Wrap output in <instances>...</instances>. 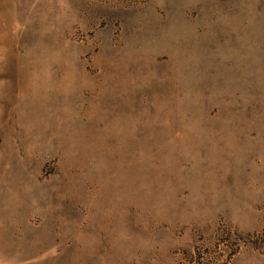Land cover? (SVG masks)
<instances>
[{"label":"rangeland","instance_id":"obj_1","mask_svg":"<svg viewBox=\"0 0 264 264\" xmlns=\"http://www.w3.org/2000/svg\"><path fill=\"white\" fill-rule=\"evenodd\" d=\"M0 264H264V0H0Z\"/></svg>","mask_w":264,"mask_h":264}]
</instances>
